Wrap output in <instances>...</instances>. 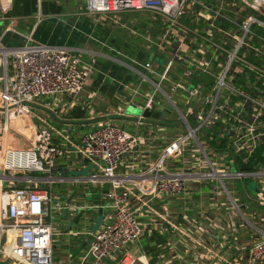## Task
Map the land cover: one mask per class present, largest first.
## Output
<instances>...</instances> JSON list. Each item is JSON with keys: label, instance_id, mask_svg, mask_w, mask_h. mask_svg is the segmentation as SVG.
I'll use <instances>...</instances> for the list:
<instances>
[{"label": "built area", "instance_id": "1", "mask_svg": "<svg viewBox=\"0 0 264 264\" xmlns=\"http://www.w3.org/2000/svg\"><path fill=\"white\" fill-rule=\"evenodd\" d=\"M248 1L257 13L240 23L231 21L236 28L220 32L216 38L211 26L198 30L180 22L186 5L194 0H83L85 12L90 15L123 12L159 15L166 21V36L171 33L174 36L175 41L170 43L172 60L158 83L142 75L127 100L128 106L151 112L154 96L161 92L160 84L168 79L175 61L184 63L185 75L191 81L200 76L208 78L206 92L193 83L184 85L188 97L201 95V105L190 116L179 112L182 131L160 150L153 165L131 179L132 188L125 185L124 176L116 173L123 158L133 154L138 146V139L125 129L110 123L99 124L76 140L56 131L64 144L31 119L39 120L31 107L36 101L78 95L92 73L91 65L64 48L28 43L7 49L0 44V63L10 70L0 93L2 261L55 264L54 216L63 209L73 217L88 208L102 212L107 208L109 214L104 215V223L97 231L80 233L87 248L78 264L112 263L148 231L139 222L137 210L156 198L181 196L185 181H201L212 187L213 193L223 194L232 210L237 211L239 205L227 182L253 179L257 183L255 199L264 205V0ZM213 13L217 20L226 18L219 12ZM196 42L204 43L208 51L205 60L184 59L179 48H192ZM144 69L151 72L150 64H145ZM145 82H150L154 89L143 106H139L135 98L141 95ZM24 118L30 120L26 128L18 122ZM26 129L33 132L26 151L33 155L34 165H14L7 139L12 135L22 137ZM186 149L197 154L194 170L178 166ZM66 154L75 157V165L97 168L95 176L73 177L72 181L105 184L102 201L107 202L106 207L101 202L91 206L80 201L75 204L53 201L52 187L64 181L57 170V160ZM131 198L139 199L138 208ZM254 230L257 238L246 248V264H260L264 258V230L256 226ZM117 264L136 263L121 260Z\"/></svg>", "mask_w": 264, "mask_h": 264}, {"label": "crops", "instance_id": "2", "mask_svg": "<svg viewBox=\"0 0 264 264\" xmlns=\"http://www.w3.org/2000/svg\"><path fill=\"white\" fill-rule=\"evenodd\" d=\"M213 11L226 18L215 19ZM133 13L139 15L133 16ZM255 13L257 11L248 0H194L186 5L180 22L198 30L211 26L212 34L217 38L218 33L232 32L236 28L231 21L240 23ZM166 35V21L151 12L90 15L85 12L83 0H0L2 46L15 49L34 43L64 48L79 54L92 67V73L78 95L46 97L33 103L32 112L39 120L31 118L32 122L46 128L54 139H57L58 131L76 140L104 123L125 129L138 139V146L133 154L123 158L116 173L127 179L125 185L130 188L131 179L153 165L160 150L182 131L177 127L180 125L179 112L190 116L201 105V95L188 97L184 85L193 83L207 91V77L200 76L191 81L185 75L184 63L175 61L168 79L160 84L161 92L154 96L151 112H158L159 116L149 120L155 123L132 121L126 117L127 100L140 77L146 75L158 83L159 76L172 60L170 43L175 40L172 33ZM192 48H179L186 57L184 59L205 60L208 51L204 43L196 42ZM147 63L151 72L144 69ZM9 72V67L6 69L0 63V93ZM142 87L141 95L135 98L139 106H143L154 89L150 82H145ZM169 106L176 112L167 111ZM18 122L26 128L30 120L24 118ZM12 136L7 139L8 146ZM22 138L28 144L33 132L24 130ZM184 153L178 166L196 169L197 154L187 149ZM74 158L66 154L57 160V170L64 181L55 184L66 185L63 188L66 202L74 195L72 204L79 202L82 196H91L87 184L74 183L67 176L70 169L84 168L75 165ZM233 184L228 181L227 187L232 189L233 198L239 205L237 211L232 210L223 194L213 193V188L201 181H185L184 193L179 197L156 198L148 202L137 210L139 222L148 231L109 264L121 260L136 264H246V248L257 238L254 226L264 230V205L256 201V192L250 195L245 186L238 192ZM95 185L102 196L107 186ZM131 201L134 207L140 206L138 198H131ZM75 217L76 214L68 216L72 222ZM54 231L55 264H78L87 248L80 233L88 230L61 231L54 227ZM55 237L66 247L61 258L55 256ZM83 243L85 246L75 255ZM260 264H264V258Z\"/></svg>", "mask_w": 264, "mask_h": 264}, {"label": "rangeland", "instance_id": "3", "mask_svg": "<svg viewBox=\"0 0 264 264\" xmlns=\"http://www.w3.org/2000/svg\"><path fill=\"white\" fill-rule=\"evenodd\" d=\"M133 16H138L139 14L133 13ZM252 46H258L256 43H252ZM157 61L156 59H153ZM150 62H152V57L149 59ZM192 88V87H190ZM167 111L175 113L176 111L169 106L166 108ZM126 117L130 118V120L133 121V119L139 117L141 115L140 110L138 108H135L133 106H128L125 110ZM177 127H181V125H178ZM11 143L9 145V155L11 157V161L14 165H21V166H32L34 165V157L33 155L29 154L26 149H27V143L25 140L20 136L14 135L10 139ZM24 144V145H23ZM232 170L234 171L235 168L233 167ZM97 174V168L94 166H87L81 169H70L68 172V177L73 178V177H88L90 175L95 176ZM66 185H54L52 187V193L54 195L53 201L55 203L61 202L66 204V197H65V192L63 188ZM234 188L238 190V192L243 190V187L245 186L250 195H255V192L257 191V185L253 179H245L244 183L242 182H235L233 184ZM87 187V192L91 193V196H82L79 200L81 204L87 203V204H94L101 202L105 207L107 205V202L102 201V196L100 195V191L97 189L95 184L89 183L86 185ZM109 214V211L107 208H104L102 214H99L97 210L94 209H88L84 212V218H82L79 223L72 222V219L68 218V211L66 209H63L61 214L56 216L54 218V223L55 227L58 230L64 231L66 229L69 230H88L95 232L97 231L103 222L104 215ZM56 243H55V256L58 258H61L63 253H66L64 251L66 247L63 246L61 242L58 241V238H56ZM75 251L72 252V254ZM79 252H75V255H77ZM0 264H11L9 261H2L0 259Z\"/></svg>", "mask_w": 264, "mask_h": 264}, {"label": "water", "instance_id": "4", "mask_svg": "<svg viewBox=\"0 0 264 264\" xmlns=\"http://www.w3.org/2000/svg\"><path fill=\"white\" fill-rule=\"evenodd\" d=\"M138 110H140V109H138ZM140 112H141V115H139V117H137V118H135V119H133V121H148V122H153V123H155V121H153V120H149L150 118H158V116H159V113L158 112H150V111H148V110H145L144 112H142L141 110H140ZM74 196V195H73ZM73 196L72 197H70L69 198V200H67V202L66 203H70V201L72 200V198H73ZM80 201V200H79ZM80 204H81V202H79ZM89 209V208H88ZM91 209V208H90ZM98 212H99V214H102V211L100 210V209H98L97 210ZM83 211H78V213H77V215H76V217H75V219L73 220V222H75V221H79L80 219H81V217L83 216ZM85 246V243H83L82 244V246L79 248V250H78V252L81 250V249H83V247Z\"/></svg>", "mask_w": 264, "mask_h": 264}]
</instances>
